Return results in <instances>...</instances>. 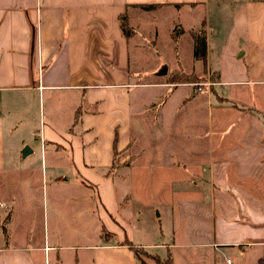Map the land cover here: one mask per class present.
Listing matches in <instances>:
<instances>
[{
	"label": "crops",
	"instance_id": "obj_1",
	"mask_svg": "<svg viewBox=\"0 0 264 264\" xmlns=\"http://www.w3.org/2000/svg\"><path fill=\"white\" fill-rule=\"evenodd\" d=\"M183 10L203 17L192 38L202 28L205 56L192 58V42L190 69L175 67L209 76L207 95L193 97L185 86L168 94L156 75L142 80L130 70L136 63L119 20L144 25ZM174 28L185 32L176 23L167 35ZM152 89L167 90L158 106L166 105L165 122L182 136L168 146L183 170L163 172L193 182L167 193L197 195L172 199L191 225L165 247L134 239L121 208L134 174L111 171L125 154L131 116L156 107L142 95ZM193 115L201 120L187 121ZM36 155L43 162L37 218L16 210L32 207L17 191L32 184L11 181L31 171L25 161ZM263 247L264 0H0V264H255Z\"/></svg>",
	"mask_w": 264,
	"mask_h": 264
},
{
	"label": "rangeland",
	"instance_id": "obj_2",
	"mask_svg": "<svg viewBox=\"0 0 264 264\" xmlns=\"http://www.w3.org/2000/svg\"><path fill=\"white\" fill-rule=\"evenodd\" d=\"M149 14L148 18L153 17V13L150 12ZM200 15V11L195 10L191 14L187 10H183L179 12V14L165 12L164 15L160 14L159 18L148 19L144 22V25L140 23V25L136 23L133 26L126 25L125 34L128 37L129 62L136 63H133L135 68L130 66V70L139 72V77H141L142 80H150L162 67H165V75L161 77L157 76L156 79L157 81L164 82V84L168 86V94L171 90L183 86L189 88L193 97L209 94L212 85L209 76L184 74L182 71L176 70L175 67L176 61L180 62V65L185 70L190 69L192 65L188 59V52L191 43H194L192 36L197 34L195 28L196 26L199 27V22L203 19V17H201L202 15ZM176 23L180 25L181 29L185 30V32L177 35L179 30L177 31L175 27L170 32V36L167 35L166 30L169 29L172 24L175 25ZM201 29L202 28L197 29V32H200L197 35L198 37L202 36ZM135 41L139 43V46L135 47ZM178 74H181L182 77H178ZM188 76L190 78H188ZM165 90L166 89H152L151 94L147 91L142 92L143 97L154 102L156 107L147 108L143 110L140 115L135 114L131 116V127L128 133V143L126 145L125 154L120 158L114 157L111 168V171L115 170L116 177L121 172L134 174L129 181V183L133 185L129 187L132 197L121 202V208L127 209L130 215V226L134 239L143 240L145 243L156 246L164 245L163 247L170 242L168 237L186 232L188 226L191 225L187 223V218H185L186 214L184 218L179 214L181 211L177 210L174 201L179 200L185 202L186 199L194 201L195 199L191 196H194V198L197 196L196 194L188 193H180L178 195H168L167 193L170 185H177V188H184L188 187V185H192L193 182H187L188 177H186V175L184 176L183 172H180L182 174L181 177L179 175L175 176L174 174H177L176 172L169 173V175L166 174V171L163 172V167L174 165L168 144L171 140H179L182 137L179 126L175 127L176 125L165 122L164 110L166 105L164 106L165 108L158 106L160 102H162L159 97H168V94H166L167 90ZM182 90L183 89H177L173 91V93L177 94ZM168 101L170 100L168 99ZM169 104L170 103H168V105ZM40 108L41 105L35 101L33 110L35 111L36 120L33 134L36 137L39 129L37 118ZM197 120H201V118L194 115L188 116L187 118V121L190 122ZM35 139L36 138H34V140ZM31 140V144L36 142L33 139ZM37 144L38 143H36V145ZM45 149L46 152L49 148L46 147ZM39 158L38 155H36V157L27 158L25 163L31 161L28 165L31 167V171L28 172L26 176L16 177L11 180L13 185L16 186H20L21 183L29 182L32 184V189L30 190L28 187L27 193L23 192L21 194L22 190H17L20 199H23V196H28L33 199V203H29L32 204V207L27 208L23 203L21 206L18 205L16 210L19 213H23L28 209L36 218L40 215L39 213L41 211L40 192L42 184L40 177L43 170V162L41 163L42 166H39ZM41 158H43V155ZM174 158L177 159L176 156H174ZM174 166L181 170L184 168L181 160L179 162L176 161ZM45 167L47 169V162ZM137 172L139 173L136 174ZM46 179L48 181V178ZM195 179L196 178H191V180ZM171 180H175L177 183L170 184ZM114 182L119 184L116 178ZM159 182L161 183L160 193H158V189H156L158 188ZM186 184L188 185L185 186ZM49 189L50 187H48V190ZM172 199H174L173 202ZM204 203L205 205H203L202 208L208 210L206 205H209V200L207 199ZM149 251L152 252L153 250ZM157 251L162 252L163 250Z\"/></svg>",
	"mask_w": 264,
	"mask_h": 264
},
{
	"label": "trees",
	"instance_id": "obj_3",
	"mask_svg": "<svg viewBox=\"0 0 264 264\" xmlns=\"http://www.w3.org/2000/svg\"><path fill=\"white\" fill-rule=\"evenodd\" d=\"M148 8L150 9L151 6ZM119 27H120V31L122 32V34H124L127 37V35L125 34V27H126L125 19L121 18L119 20ZM204 56H205L204 40L202 37H196L194 39V43H193L192 58L194 60H203ZM178 77H182L181 74H178ZM188 78H190V77L188 76ZM115 142H116V138L114 137L112 147H114ZM125 245L130 247V244H128V242ZM132 251H133V254L135 255V257H137V255H136L137 251L136 250H132ZM156 262L158 264H170L169 258H167L163 262H159L158 260ZM255 264H264V247H263V255H262L261 259L258 260Z\"/></svg>",
	"mask_w": 264,
	"mask_h": 264
},
{
	"label": "water",
	"instance_id": "obj_4",
	"mask_svg": "<svg viewBox=\"0 0 264 264\" xmlns=\"http://www.w3.org/2000/svg\"><path fill=\"white\" fill-rule=\"evenodd\" d=\"M165 72H166V68L162 67L155 75L158 76V77H161V76L165 75ZM27 153H29V150L27 149V147H23V149L21 150L20 155L22 157H24L25 154H27Z\"/></svg>",
	"mask_w": 264,
	"mask_h": 264
},
{
	"label": "built area",
	"instance_id": "obj_5",
	"mask_svg": "<svg viewBox=\"0 0 264 264\" xmlns=\"http://www.w3.org/2000/svg\"><path fill=\"white\" fill-rule=\"evenodd\" d=\"M226 264H228V261L226 262Z\"/></svg>",
	"mask_w": 264,
	"mask_h": 264
}]
</instances>
